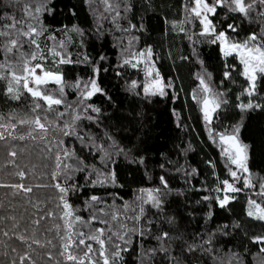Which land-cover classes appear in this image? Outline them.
Masks as SVG:
<instances>
[{
    "label": "trees",
    "instance_id": "trees-1",
    "mask_svg": "<svg viewBox=\"0 0 264 264\" xmlns=\"http://www.w3.org/2000/svg\"><path fill=\"white\" fill-rule=\"evenodd\" d=\"M26 2L35 3V0H20L11 7V0H0V15L7 12L19 18ZM113 3L119 5L121 12L115 22L113 14L105 12L98 0L92 3L89 0H48L50 11L41 14L46 31L39 43L47 57L41 61L45 69L63 73L67 85H73L77 79L87 81L93 76V68H100L97 80L103 92L86 101V104L98 107L100 112H82L84 105L78 104L80 90L68 86L65 88L66 103L57 107L65 111L67 105L72 106L67 108L63 118L69 123L73 115L80 114L81 119L76 121L77 135L64 137L50 130L45 141L11 137L0 141V184L23 182L33 186L30 194L0 187V217H3L0 240L22 247L14 238L9 241L2 236V231L12 227L9 217L16 218L19 231L28 229L29 234L34 227L31 221L45 211L56 215L42 221L41 230L60 223L58 192L52 186L56 181L50 176L55 169V148L51 153L46 149L62 139V147L75 149L76 157L82 158L86 165L102 168L95 149H91L90 154L89 148L77 138L85 136L94 138L97 144L106 148L115 141L117 148L124 149V153L113 154L115 163L109 165V170L114 169L116 173L115 184L109 181L92 185L88 180H94V176L75 172L74 182L83 187L70 196L76 214L85 220L92 214L86 209L85 201L91 195H97L102 202L95 207H104L107 212L114 204L121 210L122 222L127 228L139 230L128 233L125 239L129 243L116 241L121 248L127 249L122 251L117 264H176L177 261L181 264H227L230 259L232 264H264V252L260 251L264 244L253 241V237L264 235V221L247 215L249 197L264 203V197L256 195L259 183L264 180V107L242 112L237 106L249 99L264 105V76L258 77L252 97L242 95L249 84L242 74L240 59L235 53L224 56L219 43L209 42L212 37L200 36L198 20L187 22L185 5L190 0H113ZM210 18L217 25V31H226L229 38L236 41H243L252 32L261 34L264 28V19L256 12L252 17L244 18L227 8H220L217 15ZM229 24L236 25L237 32H231L227 28ZM74 28H79L82 34L73 31ZM59 41L65 42L62 54L71 63H59L58 58L48 52ZM140 48H151V59L160 80L164 85L170 84L164 88L165 95L146 93L141 69L123 63ZM226 71L230 72V78H225ZM201 75L205 76L212 92L221 94L218 98L225 101L213 114L210 124L204 120L201 110L198 79ZM5 83L0 81V114L31 118L33 101L30 95L25 91L20 100L11 99L4 95ZM47 87L55 91L57 86L50 83ZM194 94L197 99L193 98ZM39 114L43 116V113ZM88 116L93 119H87ZM237 126H240V139L250 146L249 168L257 187L243 188V182L236 181L235 186L242 191L233 193L235 198L227 206L220 207L217 202L220 192L216 191L218 182L232 181V178L228 173V160L222 154L225 145L221 144L218 134L231 133ZM28 130V126H18L13 136L26 134ZM10 150L17 152L15 158L8 155ZM109 151L115 152V149L109 148ZM13 159L15 165L8 163ZM141 159L142 163L139 162ZM20 169L26 172L22 181L14 174ZM160 176L168 181V188L162 190V210L143 204L145 212L141 220L130 219L139 214L141 200L138 197L146 198V193L141 190L162 187ZM37 184L49 186L37 188ZM205 196L210 199L204 200ZM37 201L43 203L39 209H34L32 203ZM125 203L129 205L127 210L123 207ZM170 218L171 224L168 223ZM112 223V230L116 231L119 222ZM91 227L102 225L96 223ZM141 231L144 235H140ZM163 231H168L172 237H182L164 242L165 246L170 245L167 254L159 251L160 242L155 238ZM209 239L211 244L205 243ZM185 241H195L202 247L188 252ZM94 247L99 246L94 244ZM149 249L157 251L149 254ZM6 250L0 245V264H10L14 255L10 253L4 257L2 253ZM41 264L49 262L44 258Z\"/></svg>",
    "mask_w": 264,
    "mask_h": 264
},
{
    "label": "snow or ice",
    "instance_id": "snow-or-ice-1",
    "mask_svg": "<svg viewBox=\"0 0 264 264\" xmlns=\"http://www.w3.org/2000/svg\"><path fill=\"white\" fill-rule=\"evenodd\" d=\"M19 2L20 0H11L9 7ZM89 2L92 3L95 0H89ZM98 3L104 6L105 12L113 14L112 19L114 22L121 15L119 5L114 4L113 0H98ZM220 8H227L229 12L238 13L244 18H250L256 12L261 19H264V0H190V3L185 5V11L188 14L187 22L198 20L201 25L200 36L212 37L209 42L213 44L219 43L224 56H230L235 53L239 57L240 63L243 65L242 74L247 78L249 84L242 95L246 94L248 97H252L257 88L258 77L264 76V28H262L261 34L252 32L243 41L232 40L226 31H217V25L210 18V16L214 17L217 15V10ZM127 9L128 6L126 5L125 10ZM22 11L23 15L19 18L15 14L9 15L7 12L0 15V57H2L0 59V81L6 82L4 95L11 99L20 100L25 91L30 95L33 101L31 106L33 115L31 118H20L14 114H0V141L8 137L19 140L31 138L32 140L40 139L45 141L50 130L53 133L58 132L64 137L77 135L76 121L81 119L80 114L73 115L71 123H69L64 121L63 118L66 115L67 108L72 106L67 105L65 111H60L57 106L66 103L65 88L71 86L80 90L81 99L78 104L84 105L81 109L82 112L86 113L91 110L99 113L100 109L98 107L86 104V101L97 93L103 92L97 80L100 68L94 67L93 76L89 77L87 81L77 79L73 85H67L63 73L46 70L41 61L47 59V57L41 49L39 38L46 31L41 21V14L50 11L48 0H35V3L26 2ZM183 23L182 21L181 24ZM117 27H119L118 24ZM130 27L135 28L136 25H130ZM227 28L233 33L237 32V26L234 24H229ZM180 30L184 31L183 27ZM73 31L81 32L79 28H74ZM189 38L191 39V37ZM64 47L65 42L59 41L56 46L48 49V52L52 56L57 57L59 63H71V60L66 59L62 54ZM57 48L61 51H58ZM135 56L136 54H131V58L124 59L123 63H131L132 67H136L137 64L132 63V58ZM139 56L151 58V48L140 51ZM101 59L105 58L101 57ZM156 75L158 77L159 73L157 72ZM224 76L225 78H230V72L226 71ZM198 79L203 92L212 94V89L206 82L205 76H198ZM50 83L57 86L55 91L48 89L47 86ZM132 84L135 86L136 82L133 81ZM166 86L170 87V84L164 85L160 79H156L151 86L145 87V92L148 93L151 88L152 95H156L157 92L160 95H165L164 88ZM220 95L212 94L211 97L205 95L202 100L203 118L209 124L212 121L213 114L221 107L222 103H225V101L218 98ZM193 98L197 99V96L194 94ZM237 106L242 112L264 107V105L253 103L252 99H249L247 103L241 102ZM39 113H43V116ZM86 118L93 119L91 116ZM18 126H28L29 130L26 134L13 136V131ZM34 133L36 134L34 135ZM239 133L240 126H237L231 133L218 134L221 144L226 145L222 149V154L228 160V173L232 178V182L228 179L220 181V186L216 188L217 192L223 194L222 198L217 197L220 207L227 206L230 200L235 198L230 193L242 191V188L235 186L236 181H242L243 188L257 187L253 183L252 173L249 168L250 146L240 139ZM105 135L107 136V133ZM210 135L214 136L215 134L210 133ZM77 138L80 139L85 147L89 148L90 154L91 149H95L103 167L97 168L95 164L86 165L82 158L76 157L75 149L62 147L64 144L62 139L56 141L53 147H47L46 150L50 153L55 148V169L50 173V176L53 181H56L52 186L58 192L57 199L59 203L57 208L60 209L61 213L58 217L60 223H53L50 227H44L41 230L42 221L56 215L52 211H45L39 218L31 221L34 227L29 234L28 229L23 232L19 231V223L16 218L9 217L12 221V227L8 231H2V236L9 241L14 238L22 246L17 248L0 240V245L7 249L2 255L8 257L10 253L14 254L10 264H41L44 258L47 259L49 264H117L118 260L122 258V251L127 249L121 248V245L116 241L129 243L130 241L125 239L128 233L130 231H139L136 228H127V225L122 222L121 210L116 208L114 204L109 206V211L107 212L104 207H95V205L102 202L101 197L97 195H91L85 201L86 209L92 211L87 220L76 214L77 210L70 203V196L78 192L83 186L74 182L75 172H87L89 177L94 176V180H88V183L92 185H103L109 181L115 184L116 173L114 169L109 170V165L115 163L112 159L113 154L124 153V149L116 147L115 141H112V144L106 148L103 144H97L94 138L85 136H78ZM108 139H111V137L109 136ZM48 143L52 144V141H48ZM109 148L115 149V152L109 151ZM8 155L15 158L17 152L10 150ZM69 161L73 162L69 163ZM139 162L142 163V159ZM8 163L15 165L16 161L13 159L8 161ZM232 166H234V169ZM195 171V169H192L193 173ZM14 174L21 178V181L26 176V172L23 169L16 171ZM159 179L162 187L141 190L146 193V198L143 196L138 197L141 200L139 214L130 219L137 222L141 220L145 212L143 204H151L152 207L162 210V190L168 188V181L164 176H160ZM48 186L47 184L35 185L37 188H46ZM0 187L11 188L25 194H30L33 191V186H26L23 182L0 184ZM258 187L259 191L256 195L264 197V180L259 183ZM13 194L16 193L14 192ZM203 199L209 200L210 197L205 196ZM41 203L43 202L32 203V207L39 209ZM248 206V216L264 221V203L249 197ZM123 207L127 210L129 205L125 203ZM209 216H211V212H209ZM2 219L3 217H0V220ZM123 219H129V217H123ZM112 222H119V227L116 231L112 230ZM96 223L102 225V227L92 228L91 226ZM149 223L152 222L149 221ZM168 223H173V220L170 218ZM140 235H144V233L141 231ZM155 238L160 242L159 251L165 254L170 251V245L165 246V241L182 239L180 236H170L168 231L161 232ZM253 241L257 244H264V235L253 237ZM185 243L187 244L188 252H194L202 247L195 241L192 243L185 241ZM205 243L211 244V239L205 241ZM94 244L99 247L95 248ZM110 248L112 249L111 251H109ZM156 251L157 249H149L148 253L154 254ZM208 251H211V249H208ZM260 251L264 252V247ZM232 258H236L235 253L232 254ZM176 264H181V262L177 261ZM227 264H232V260L230 259Z\"/></svg>",
    "mask_w": 264,
    "mask_h": 264
},
{
    "label": "rangeland",
    "instance_id": "rangeland-1",
    "mask_svg": "<svg viewBox=\"0 0 264 264\" xmlns=\"http://www.w3.org/2000/svg\"><path fill=\"white\" fill-rule=\"evenodd\" d=\"M145 49L146 48H140L139 50H137L134 53V54H136V56L134 58H132V63H136L137 64V67H139L141 69V72H143L142 74L145 77L144 78V86H143L144 90H145V87L146 86H151L154 80L160 79L159 76L157 77V75H156L157 71H156V69L154 67V64H153L152 59L151 58H148L147 56H145V57L139 56L140 51L145 50ZM220 50H221V47H220ZM242 68H243V65H242ZM199 85H200V80H199ZM151 91H152V89L150 88V91L149 92H151ZM200 94H201L200 95V102H201V110H202V107H203L202 106V100L205 97V95H209V97H211V95L212 94H215V93L214 92H212V94H206V93H204L203 90H202V86L200 85ZM202 113H203V111H202ZM224 147H226V145ZM232 167L234 169V166H232ZM229 181L232 182L231 180H229ZM218 184H219L218 186H220V181L218 182ZM232 194L233 193H230V195H232ZM222 195H223L222 193H219L218 196L220 198H222ZM247 209L249 210L248 202H247ZM248 210H247V212H248Z\"/></svg>",
    "mask_w": 264,
    "mask_h": 264
}]
</instances>
